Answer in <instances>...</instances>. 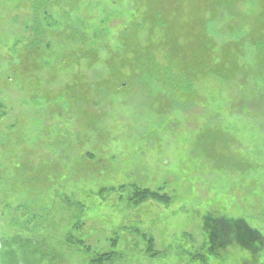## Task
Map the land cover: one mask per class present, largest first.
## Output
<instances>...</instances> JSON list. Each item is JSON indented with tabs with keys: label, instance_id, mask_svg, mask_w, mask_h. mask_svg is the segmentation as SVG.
I'll return each instance as SVG.
<instances>
[{
	"label": "rangeland",
	"instance_id": "374dc122",
	"mask_svg": "<svg viewBox=\"0 0 264 264\" xmlns=\"http://www.w3.org/2000/svg\"><path fill=\"white\" fill-rule=\"evenodd\" d=\"M27 3L0 0V230L71 235L117 252L110 264H264V57L254 51L264 0H85L76 19L99 55L66 39L49 8L42 20L57 40L35 62L24 60ZM141 4L156 8L141 41L164 67L170 41L168 62L197 69L195 91L162 87L144 62L129 85L109 87L110 58L126 51L121 35ZM158 12L166 42L154 44ZM226 43L239 46L223 74L204 71L205 54L216 45L222 58ZM136 188L168 200L137 202ZM66 241L61 264H89Z\"/></svg>",
	"mask_w": 264,
	"mask_h": 264
},
{
	"label": "trees",
	"instance_id": "16d2710c",
	"mask_svg": "<svg viewBox=\"0 0 264 264\" xmlns=\"http://www.w3.org/2000/svg\"><path fill=\"white\" fill-rule=\"evenodd\" d=\"M26 1H28V13L30 14L31 18L29 26L30 34L25 45L27 56H29L30 58H24L25 61L35 62L40 60L44 54H47V50L49 48L48 41L50 40L55 42L57 40V30H49L47 28H44L42 16L44 11L49 8L54 9L58 13L60 21L62 22L64 28L69 30V33L65 35L66 39H70V41H78L76 42L77 45H84L90 42L89 44L91 45V47L89 48V52H92L93 54L97 53L98 55L100 52L101 54L103 50H99L98 45L91 44L92 37L89 36L88 30L81 27L76 19L77 13L81 11L82 8L80 7V4L83 3L85 0ZM140 1L142 0H139V2ZM67 4L68 7H66ZM139 6L136 7V11L143 12L141 16L139 13L140 18L134 17V20L132 21L131 25H129L127 30H125L121 35V43L123 47L127 48L126 51H120L121 53H116L110 58V64L112 68L109 69V76H105L109 87L111 89H113L114 87L120 89L129 85L134 79V68L137 67L139 62H144L149 64L148 67H150V70L155 75L158 84H161L162 87L170 86L172 88L179 89L182 92H188L191 90L195 91L196 88L194 86V82L189 78L191 76L197 75V69L193 68L191 71V74H193L190 76H186L182 75V73L178 69H176L175 66H172L173 64L171 65L168 62L173 59V57H171L172 47L170 46V41L167 42L169 53L166 55V57L168 60H166L165 58L169 65L165 67L160 64L158 65L157 54L153 50H150L148 46H145L144 43L141 41V38H144L142 37L143 35L138 34V29L141 26H148L152 14H155L156 8L149 4H141L142 7ZM155 20L156 23L154 24L153 22L151 25V27L155 30V32L151 33V35L154 37V44L157 41H165L163 39V34L157 32L159 28L153 27V25L158 27L165 26V20L163 19L161 12L157 13V18ZM131 30L135 31L137 36L129 39V32ZM125 40H133V43L130 44L137 47L132 48L135 52L133 50L131 51V47L128 45L129 43ZM144 41L150 43L151 39L147 38ZM254 42V51L264 57V32H258L256 37L254 36ZM210 45L211 40L208 41L206 47H210ZM237 45L239 46V44H235L234 46L228 43L224 44L221 48V54L223 56L222 58L219 57V55L217 54L216 45L211 47L209 55L205 54V56H207V59L210 62V65L202 66L203 70L209 72L210 74L211 72H216L218 75L223 74L221 70V67H223L221 61H224L225 57H229V54H232V52L229 51L231 50L230 47L234 50ZM241 45L248 47L246 41H242ZM181 47L182 43H180L179 51L181 50ZM72 53L73 56L78 55L75 51H73ZM200 53L202 54L201 51H198V58H201ZM202 55L203 58H205L204 54ZM75 76L80 77V72L78 74L76 73ZM81 77V79L88 78L87 76H84V74H81ZM88 85L91 86V89L93 91L95 90L94 82H88ZM167 90H170V88H167L165 91ZM136 193L139 194V197H136L137 202L147 198H154L157 200L164 201L168 200L167 195H162L158 191L153 192L149 189L136 188ZM14 226L18 225L15 223H11L9 227L5 228V230H0V264H61V262L63 261L64 254H62L60 250L64 246L63 242H65L67 239L71 240L72 246H77V251L85 252L88 257L87 260L89 264H110L120 257L115 251H110L105 254L94 253L92 252V249L85 244L84 240L74 241L71 235H68V238L65 240H51L50 236L47 235L42 228L37 232H25L24 230H20L18 228L17 230L13 229ZM66 242L68 243L69 241ZM149 243L150 244L149 246H147V249L153 247V238L149 241Z\"/></svg>",
	"mask_w": 264,
	"mask_h": 264
}]
</instances>
